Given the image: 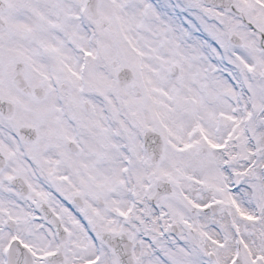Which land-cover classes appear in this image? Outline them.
<instances>
[{
    "label": "snow or ice",
    "instance_id": "obj_1",
    "mask_svg": "<svg viewBox=\"0 0 264 264\" xmlns=\"http://www.w3.org/2000/svg\"><path fill=\"white\" fill-rule=\"evenodd\" d=\"M0 264H264V0H0Z\"/></svg>",
    "mask_w": 264,
    "mask_h": 264
}]
</instances>
